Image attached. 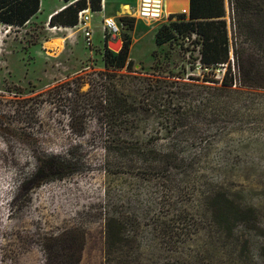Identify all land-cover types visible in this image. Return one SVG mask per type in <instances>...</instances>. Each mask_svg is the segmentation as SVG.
<instances>
[{
    "label": "rangeland",
    "instance_id": "1",
    "mask_svg": "<svg viewBox=\"0 0 264 264\" xmlns=\"http://www.w3.org/2000/svg\"><path fill=\"white\" fill-rule=\"evenodd\" d=\"M106 1L119 31L103 42V14L88 8L91 45L81 26L49 25L62 0H41L24 27L0 25V264H104L110 218L123 232L112 256L124 264H264V89L211 91L222 105L197 115L188 101L173 124L153 110L109 127L96 104L107 97L106 51L120 52L109 43L121 40L133 62L121 74L191 83L207 70L194 35L156 44L187 1L155 22L137 18L136 1L109 12ZM122 83L138 97L137 79ZM108 134L125 139L107 145ZM51 159L62 165L32 179ZM58 236L64 243L49 241Z\"/></svg>",
    "mask_w": 264,
    "mask_h": 264
},
{
    "label": "trees",
    "instance_id": "2",
    "mask_svg": "<svg viewBox=\"0 0 264 264\" xmlns=\"http://www.w3.org/2000/svg\"><path fill=\"white\" fill-rule=\"evenodd\" d=\"M65 5L49 17L50 26L74 27L78 24V13L90 9L95 13L101 10L100 0H62ZM233 19L231 36L228 34L225 16L224 0H189L188 14L180 13L177 20L162 26L155 35L156 44L160 45L171 40L174 35L189 38L194 35V42L199 45L197 61L201 68L207 70L203 77L189 76L193 82L169 81L161 77H136L120 72H132V60H127L126 48L118 54L106 51L104 60L105 72L101 73L108 80L107 97L96 104L102 110L106 124L113 123L132 115L135 111H153L158 117L170 123L177 122L185 114L183 104L193 103L194 113L206 114L209 105L223 104L219 97L211 91L237 92L232 86L239 85L241 89H264V0H233ZM41 9V0H0V25L11 28H21L27 25ZM173 11L167 12L166 15ZM230 48L233 57L230 58ZM236 63V64H235ZM224 67L221 78H215V69ZM211 75V78H208ZM135 78L138 80L136 94L131 99L124 92L123 80ZM182 79L181 77H178ZM198 82H201L199 84ZM202 83H210L202 84ZM192 105V106H193ZM120 123V122H118ZM122 128L123 124H118ZM107 145L122 144L125 139L119 134H108ZM120 150V149H119ZM117 153H122L120 151ZM61 162L51 159L38 168L34 176L44 178L54 173V168ZM33 181V180H32ZM122 228L114 218L108 219L105 227L104 264H124L122 260L113 258L122 241ZM52 239V240H51ZM50 242L64 243L60 236L51 238ZM82 245L77 254L80 257ZM70 254H65L68 257ZM66 260V259H65ZM52 264H68L67 261ZM79 264V258L71 262Z\"/></svg>",
    "mask_w": 264,
    "mask_h": 264
},
{
    "label": "built area",
    "instance_id": "3",
    "mask_svg": "<svg viewBox=\"0 0 264 264\" xmlns=\"http://www.w3.org/2000/svg\"><path fill=\"white\" fill-rule=\"evenodd\" d=\"M164 2L165 0H138L136 5L137 18L142 21H150V22L158 21L164 15V8H165ZM100 5L101 7H103V0H100ZM85 10H89V9H85ZM85 10H82L78 13V24L75 27L78 26L83 27L85 40L88 45H91L92 32L88 26H85L87 23L86 21L88 20V17L86 16L87 13L84 12ZM181 13L187 15L188 10L183 9ZM106 30L109 33H117L119 31L115 21H113L112 19L109 20L103 19V25H102L103 42L105 40Z\"/></svg>",
    "mask_w": 264,
    "mask_h": 264
},
{
    "label": "crops",
    "instance_id": "4",
    "mask_svg": "<svg viewBox=\"0 0 264 264\" xmlns=\"http://www.w3.org/2000/svg\"><path fill=\"white\" fill-rule=\"evenodd\" d=\"M106 1V0H105ZM131 1H136V3L138 2V0H107L106 1V4H107V2H108V4H107V12H109V8L111 7V6H114V5H117V6H119L121 3H125V2H131ZM179 1H187V4H186V6L185 7H183V8H181V10H180V13H181V11L183 10V9H186V10H188L189 9V0H179ZM104 4H105V2H103V7H101V10L100 11H97V12H100V13H95V12H93V14H103L104 13V10H105V8H104ZM108 5L110 6V7H108ZM123 6V5H122ZM62 8V7H61ZM61 8H58L56 11H58V10H60ZM42 9V8H41ZM41 9H40V11H41ZM165 9V8H164ZM56 11H54V13L56 12ZM53 13V14H54ZM51 16V15H50ZM164 16H169V14L168 15H165L164 14ZM103 19H104V14H103ZM67 28H70V27H66L65 29H67ZM70 29H73V28H70Z\"/></svg>",
    "mask_w": 264,
    "mask_h": 264
},
{
    "label": "bare ground",
    "instance_id": "5",
    "mask_svg": "<svg viewBox=\"0 0 264 264\" xmlns=\"http://www.w3.org/2000/svg\"><path fill=\"white\" fill-rule=\"evenodd\" d=\"M103 2H105V0H103ZM164 5H165L164 14L166 15V13H165L166 8H171V7L173 6V2H172V0H165ZM104 8H105V4H104ZM84 12H85V13H88V10H85ZM99 13H100V12H99ZM109 19H112V18H108L107 20H109ZM112 20H113V19H112ZM113 21H114V20H113ZM85 26H88V23H86ZM67 29H68V28H67Z\"/></svg>",
    "mask_w": 264,
    "mask_h": 264
},
{
    "label": "water",
    "instance_id": "6",
    "mask_svg": "<svg viewBox=\"0 0 264 264\" xmlns=\"http://www.w3.org/2000/svg\"><path fill=\"white\" fill-rule=\"evenodd\" d=\"M113 37H115L114 39H116V36H113ZM111 46H114V47H118V46H119V49L117 50V52H118V51H120L121 48H122V42H121V40L116 39L114 43H109V44H108V47H109V48H110Z\"/></svg>",
    "mask_w": 264,
    "mask_h": 264
}]
</instances>
